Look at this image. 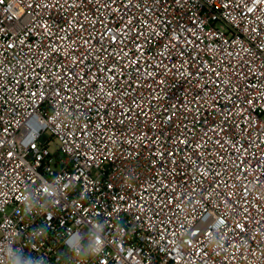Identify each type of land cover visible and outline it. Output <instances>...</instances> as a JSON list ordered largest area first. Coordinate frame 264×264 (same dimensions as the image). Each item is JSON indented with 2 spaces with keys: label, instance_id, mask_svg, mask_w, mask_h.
I'll return each mask as SVG.
<instances>
[{
  "label": "built area",
  "instance_id": "obj_1",
  "mask_svg": "<svg viewBox=\"0 0 264 264\" xmlns=\"http://www.w3.org/2000/svg\"><path fill=\"white\" fill-rule=\"evenodd\" d=\"M16 260L264 264V0H0Z\"/></svg>",
  "mask_w": 264,
  "mask_h": 264
},
{
  "label": "clouds",
  "instance_id": "obj_2",
  "mask_svg": "<svg viewBox=\"0 0 264 264\" xmlns=\"http://www.w3.org/2000/svg\"><path fill=\"white\" fill-rule=\"evenodd\" d=\"M15 264H31V262L30 261H20V260H16L15 261Z\"/></svg>",
  "mask_w": 264,
  "mask_h": 264
},
{
  "label": "rangeland",
  "instance_id": "obj_3",
  "mask_svg": "<svg viewBox=\"0 0 264 264\" xmlns=\"http://www.w3.org/2000/svg\"><path fill=\"white\" fill-rule=\"evenodd\" d=\"M56 147H57V142L55 140V142H53V144H52V149H56Z\"/></svg>",
  "mask_w": 264,
  "mask_h": 264
}]
</instances>
